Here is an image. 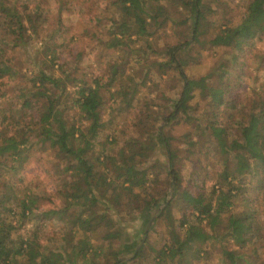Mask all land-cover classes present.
Listing matches in <instances>:
<instances>
[{
	"label": "trees",
	"instance_id": "16d2710c",
	"mask_svg": "<svg viewBox=\"0 0 264 264\" xmlns=\"http://www.w3.org/2000/svg\"><path fill=\"white\" fill-rule=\"evenodd\" d=\"M70 15L96 74L78 66ZM167 21L185 38L158 46ZM259 42L264 0H0V264H264ZM30 159L51 194L27 185Z\"/></svg>",
	"mask_w": 264,
	"mask_h": 264
},
{
	"label": "rangeland",
	"instance_id": "374dc122",
	"mask_svg": "<svg viewBox=\"0 0 264 264\" xmlns=\"http://www.w3.org/2000/svg\"><path fill=\"white\" fill-rule=\"evenodd\" d=\"M166 5V10L171 13L173 16L177 15V13L174 12V7L171 6L170 4H165ZM234 4L232 6V10L227 13L225 16H227V20H235V18L238 16L237 12L239 11V6L240 3H237V5ZM184 13V12H181ZM70 23L72 25V31L75 34L76 40L73 43V50L74 51H80V62L78 64V66L82 67L84 65H89L91 68V72L96 74L97 72H99V67L98 65H96L95 63V53L97 51H91L88 49L87 45V39L85 37H83L82 35L79 36V32L81 30L80 28V24L82 23L81 17L75 16V15H70L69 17ZM164 31V32H163ZM184 30L182 28V26L180 25V27L175 26L172 23H169V21H167L165 27L163 29H159L156 31V34L154 35L157 39H156V45L160 46L162 44V42L166 41V42H173V41H178L181 40L184 36ZM183 33V34H182ZM155 45V46H156ZM257 48H262L264 47V42H259V44L256 45ZM35 46H27V49H31L34 48ZM34 51L31 52V54H33ZM214 52H207L204 53V56L201 57L198 62L196 64H194L193 66L187 68L185 71L187 74H193V75H199L202 74L206 71V69L209 67V64H212V56H213ZM151 55V54H150ZM149 55V56H150ZM32 56V55H31ZM31 56L26 55V62L23 65V68L27 69V70H32V68L34 67V65L38 62V57H36L34 55V58H32ZM106 57V56H105ZM105 57H102L103 59H105ZM55 68V67H54ZM52 68V69H54ZM88 68L87 70L89 71ZM47 70L50 69L49 66L46 67ZM57 72V71H56ZM175 79L171 78V77H167L164 80L160 81V87L162 88L164 95L166 97H171L172 94V88L175 87ZM148 90H144L140 96L138 97V99H142V97L147 94ZM163 104L166 103L165 100L161 101ZM109 107L106 109V113L109 111ZM119 119H117L116 121H118ZM114 120V122H116ZM187 129L186 126L184 125H176L173 132L177 135V134H181L182 132H184ZM103 132H101L100 134L98 133V135L96 136L95 139H101L103 138ZM117 142H120L119 140ZM182 151H179V154ZM182 154V153H181ZM42 162L40 161H35L34 159H30V162L27 164V166L24 168L23 173L25 174L26 178V183L29 186V188L33 189L36 191V187L44 189L47 193L51 194V192L54 190V181L52 180V178H47L45 177V173L43 172V167H42ZM185 166L187 167V163L185 164ZM184 166V168H185ZM185 173L186 170L184 169ZM161 183V182H160ZM162 184V183H161ZM161 184H158V187H162ZM158 187L156 188V191L158 190ZM155 191V192H156ZM48 206L46 201H42L41 202V206H40V210H42L44 207ZM74 217H76V215H74ZM35 218V217H33ZM43 227L45 229V231L47 230V232H52L53 230H55V223L52 220H48L43 222ZM29 225H27L28 227ZM125 231H127L124 234L125 238H130L131 236H135V234L138 233V229L137 231H135L136 229H134L132 227V224L128 223L125 225ZM147 239H148V244L152 245V246H160L163 241L165 240V236L162 233V231L159 229L158 226H153L151 228V230L148 232L147 235ZM204 264H212L213 262H215V256L212 255L210 257V260H206V263L204 262V260L200 261Z\"/></svg>",
	"mask_w": 264,
	"mask_h": 264
},
{
	"label": "water",
	"instance_id": "95a60500",
	"mask_svg": "<svg viewBox=\"0 0 264 264\" xmlns=\"http://www.w3.org/2000/svg\"><path fill=\"white\" fill-rule=\"evenodd\" d=\"M171 189L169 190V193H170ZM150 221L147 222L146 226H145V229H147L148 225H149Z\"/></svg>",
	"mask_w": 264,
	"mask_h": 264
}]
</instances>
